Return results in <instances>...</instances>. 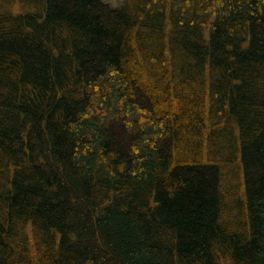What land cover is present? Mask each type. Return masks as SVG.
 Instances as JSON below:
<instances>
[{"label":"trees","instance_id":"1","mask_svg":"<svg viewBox=\"0 0 264 264\" xmlns=\"http://www.w3.org/2000/svg\"><path fill=\"white\" fill-rule=\"evenodd\" d=\"M0 264H264V0H0Z\"/></svg>","mask_w":264,"mask_h":264},{"label":"rangeland","instance_id":"2","mask_svg":"<svg viewBox=\"0 0 264 264\" xmlns=\"http://www.w3.org/2000/svg\"><path fill=\"white\" fill-rule=\"evenodd\" d=\"M113 7H118L124 0H105Z\"/></svg>","mask_w":264,"mask_h":264}]
</instances>
